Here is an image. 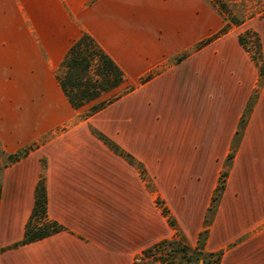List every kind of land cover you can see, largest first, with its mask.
<instances>
[{"label": "crops", "instance_id": "0c3cea01", "mask_svg": "<svg viewBox=\"0 0 264 264\" xmlns=\"http://www.w3.org/2000/svg\"><path fill=\"white\" fill-rule=\"evenodd\" d=\"M197 2L0 0V150L34 144L0 172V264H133L141 249L174 235L156 197L196 244L259 81L238 41L241 26L258 34L264 67V15L169 62L223 26L221 16L199 25ZM83 31L134 88L55 132L76 111L55 70ZM256 91L203 243L222 251L219 264H264V75ZM89 125L143 164L150 187ZM42 160L46 212L63 228L11 247L22 238Z\"/></svg>", "mask_w": 264, "mask_h": 264}, {"label": "trees", "instance_id": "16d2710c", "mask_svg": "<svg viewBox=\"0 0 264 264\" xmlns=\"http://www.w3.org/2000/svg\"><path fill=\"white\" fill-rule=\"evenodd\" d=\"M210 1L222 14L224 24L219 31L204 43L225 33L231 26L239 25L244 21L236 18L221 0H219V5H217L214 0ZM238 41L250 54L252 60L258 67V88L261 78L264 75L259 36L254 30L246 29L245 32L238 34ZM204 43L200 44L199 47ZM184 57L185 55L178 56L175 62L182 60ZM148 77L149 76L142 78L140 82H143ZM55 79L70 106L75 110L84 111V114L81 116L82 119H86L134 88L133 85L123 86L126 77L121 67L99 45L93 36L84 31L81 32L66 50L55 70ZM257 88L251 94L241 114L237 129L233 136L230 151L220 171L218 182L205 215L204 228L199 232L196 244L192 246L187 242L185 236L177 228L175 220L170 215L169 210L164 205L163 201L157 197L156 203L162 214L166 217L169 225L174 228V235L171 238L160 239L141 249V251L134 256L133 264H198L199 260H203L204 264H219L222 251L206 252L203 250V243L207 236V226L212 220L218 200L224 188L225 179L239 138L255 101ZM90 130L91 133L107 145L109 149L133 165L140 176L146 180L147 186L150 187V181H148L149 179L145 167L141 162L130 153L123 150L101 131L93 127H90ZM27 152L28 149H23L12 154H5L0 150L1 155L7 158L2 167L17 161ZM44 169L45 162L42 160L41 173L34 191L33 206L25 223L22 238L11 247L44 238L63 228L57 221L49 218L46 212Z\"/></svg>", "mask_w": 264, "mask_h": 264}, {"label": "rangeland", "instance_id": "374dc122", "mask_svg": "<svg viewBox=\"0 0 264 264\" xmlns=\"http://www.w3.org/2000/svg\"><path fill=\"white\" fill-rule=\"evenodd\" d=\"M197 1H198L197 5H198V14H199V25L201 23L206 24L210 19H213V18L215 19L216 16L218 17V19H220V16H221V18L223 20L222 14L218 11L217 7L210 0H197ZM214 1H215V3L217 5H219V0H214ZM221 1L224 2V4L226 5V8L231 13H233L234 16L236 18H238V19L246 20V19H249V18L261 17V16L264 15V0H221ZM204 10L207 11V13H205ZM216 11L219 14V16L216 13ZM239 29L241 30L239 33L245 32L246 29L252 30L251 28H245L244 29V26H241ZM217 31H219V30H217ZM215 33H213L212 36ZM209 38H210V36L199 40L192 48H190V49H188V50H186L184 52H181V53L171 57L169 62H175V59L178 56H180V55H185L186 56L187 54H189V52H191L195 48H198L200 44L204 43ZM153 72H156V71L154 70ZM142 78H144V77H142ZM131 82H132L131 79H129V78L127 79L126 78V81H125L123 86L129 85V83H131ZM71 114H73V118L70 120V122L59 126L57 129H55V132L61 131V130L65 129V128H67V126L71 125L73 122H75L77 120H87V118H88V117L86 119H82L81 118V116L84 114L83 110H76L74 112L71 110ZM90 127H92V126L89 125V129H90ZM90 132H91V130H90ZM49 135H50V133H47V134L43 135L42 139H40V140L46 139ZM33 146H34V144H30L25 149L29 150ZM6 160H7V158L3 157L1 155V153H0V172H1V169H2V166H3V163Z\"/></svg>", "mask_w": 264, "mask_h": 264}, {"label": "water", "instance_id": "95a60500", "mask_svg": "<svg viewBox=\"0 0 264 264\" xmlns=\"http://www.w3.org/2000/svg\"><path fill=\"white\" fill-rule=\"evenodd\" d=\"M198 264H204L203 260H199Z\"/></svg>", "mask_w": 264, "mask_h": 264}]
</instances>
